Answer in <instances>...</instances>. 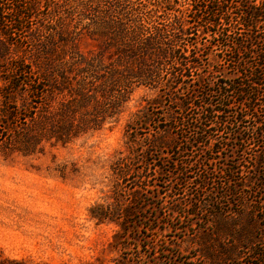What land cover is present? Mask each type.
Wrapping results in <instances>:
<instances>
[{"label": "rangeland", "instance_id": "1", "mask_svg": "<svg viewBox=\"0 0 264 264\" xmlns=\"http://www.w3.org/2000/svg\"><path fill=\"white\" fill-rule=\"evenodd\" d=\"M178 1L186 15L201 3ZM202 19L197 35L184 42H196L201 65L195 72L209 89L219 81L232 85L243 77L231 58L237 35L213 36ZM92 48L80 44L83 52ZM257 89L256 121L246 111L238 126L256 138L225 148L236 129L229 112L227 133L213 124L206 130L215 148L223 145L217 155L207 141L191 146L204 131L196 107L201 93L186 111L166 102L149 107L142 126L126 133L131 113L157 96L144 87L133 92L112 129L63 146L44 143L29 156L0 145V264H154L167 261V249L198 264L193 255L203 243L264 245V85ZM148 225L155 228H143ZM143 240L146 248L138 245Z\"/></svg>", "mask_w": 264, "mask_h": 264}, {"label": "trees", "instance_id": "2", "mask_svg": "<svg viewBox=\"0 0 264 264\" xmlns=\"http://www.w3.org/2000/svg\"><path fill=\"white\" fill-rule=\"evenodd\" d=\"M199 2L186 15L178 0H0V145L29 156L44 143L63 146L88 132L112 129L141 87L155 89L157 96L131 113L126 133L142 126L149 107L166 102L186 111L201 93L203 104L196 107L202 108L204 131L192 147L207 141L217 155L223 145L215 148L206 130L213 124L227 133L229 112L236 129L225 148L256 138L245 135L248 127L238 126L246 111L257 119V88L264 85V0ZM202 18L213 36L237 35V57L231 58L243 77L232 85L219 81L209 89L195 72L201 65L196 42H184L197 35ZM82 41L93 48L83 52ZM145 240L138 245L146 248ZM166 252L167 261L154 264H186L177 260L179 252ZM193 257L198 264H264V245L203 243Z\"/></svg>", "mask_w": 264, "mask_h": 264}]
</instances>
